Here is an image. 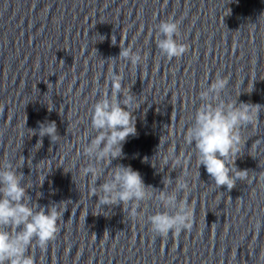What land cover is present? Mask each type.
I'll return each mask as SVG.
<instances>
[{"label":"clouds","instance_id":"9594fccd","mask_svg":"<svg viewBox=\"0 0 264 264\" xmlns=\"http://www.w3.org/2000/svg\"><path fill=\"white\" fill-rule=\"evenodd\" d=\"M157 28L156 44L162 55L172 59L186 53L187 45L178 42V21H161ZM112 44H116L115 36ZM116 58L132 66H138L142 60L139 52L121 46L119 56L111 59ZM123 80L122 73L113 71L109 78L110 94L104 92L93 105L91 129L95 135L84 147L89 163L81 169V175L91 176V193L98 198L96 203L99 207L122 206L123 211L136 217L140 204L155 197L164 211L148 217L153 233L166 237L169 233L179 235L182 231H191L193 210L186 199L179 198V194L188 189L186 171L175 179V187L171 191L166 189L164 180V188L157 191L146 186L140 172L130 165L112 166L113 160L123 158V145L127 139L137 135L133 113L141 107L131 89L123 87ZM227 85L228 80L217 75L210 84L202 86L200 104L184 133V141L194 148L199 168L203 165L215 185L219 188L226 186L230 192L237 181L248 179V170H239L235 164L242 143H246L242 129L258 123L260 109L264 106L225 100L223 94ZM37 134L41 138L37 142L40 146L45 136L53 143L60 138L55 121L39 123L38 130H32V135ZM169 158L177 167H184L187 163L183 154L175 155L174 149ZM106 169L110 171L97 185ZM24 177L12 163H0V264H35L34 257L29 254L30 247L46 249L49 242L56 239L60 231L58 221L67 210L59 207L61 202L48 206L33 204L28 195L33 185H25ZM172 183L173 179L169 177L166 184L170 186Z\"/></svg>","mask_w":264,"mask_h":264}]
</instances>
